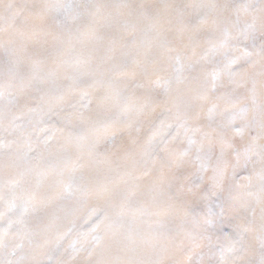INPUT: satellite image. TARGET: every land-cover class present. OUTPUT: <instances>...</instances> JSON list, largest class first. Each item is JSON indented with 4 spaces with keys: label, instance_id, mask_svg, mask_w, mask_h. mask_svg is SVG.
I'll use <instances>...</instances> for the list:
<instances>
[{
    "label": "clouds",
    "instance_id": "obj_1",
    "mask_svg": "<svg viewBox=\"0 0 264 264\" xmlns=\"http://www.w3.org/2000/svg\"><path fill=\"white\" fill-rule=\"evenodd\" d=\"M0 264H264V0H0Z\"/></svg>",
    "mask_w": 264,
    "mask_h": 264
}]
</instances>
